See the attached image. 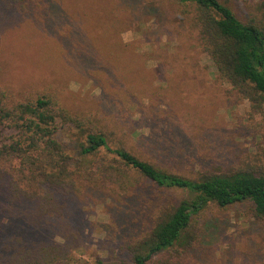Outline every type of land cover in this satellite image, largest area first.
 <instances>
[{"label": "rangeland", "instance_id": "obj_1", "mask_svg": "<svg viewBox=\"0 0 264 264\" xmlns=\"http://www.w3.org/2000/svg\"><path fill=\"white\" fill-rule=\"evenodd\" d=\"M58 1L68 7L67 14L84 19L89 33L86 28L80 33L79 45L87 44L89 36L101 35L100 18L120 16L123 20L115 41L127 48L132 61L142 57L141 70L148 77L140 72V77L83 74L86 63L80 58L74 61L71 44L59 36L67 33L65 17L60 13L54 24H43L47 20L38 19L36 7L29 5L13 10L0 7L1 86L15 94L24 89L34 93L52 83L70 106L98 111L114 133L113 145L124 142L135 154L175 173L196 177L264 160V116L252 113L250 101L219 77L213 60L199 44L192 9L179 0ZM224 2L240 19L264 23L262 0ZM116 4L125 11L117 15L111 7ZM49 15L51 21L55 19L53 13ZM105 87L108 96L120 95L125 103L117 100L114 104L104 97ZM2 137L11 142L16 132L5 128ZM57 137L71 152L76 151L77 136L69 126L60 125ZM6 191L0 186V216L5 215ZM135 197L137 211L146 218L142 228L134 223L122 227L124 223L117 218L125 214V208L114 207L103 195L83 194L70 202L75 211L71 229L80 237L72 264H126L131 253L122 245H133L145 233L150 214L167 209L187 194L159 190L145 182ZM250 206L211 204L199 216L197 242L183 253L179 252L182 247L175 246L156 264H264V221L251 215ZM11 230L10 225V233L0 237L2 243L15 234ZM58 231L45 237L63 243Z\"/></svg>", "mask_w": 264, "mask_h": 264}, {"label": "trees", "instance_id": "obj_2", "mask_svg": "<svg viewBox=\"0 0 264 264\" xmlns=\"http://www.w3.org/2000/svg\"><path fill=\"white\" fill-rule=\"evenodd\" d=\"M179 1L193 10L199 44L213 60L219 77L228 81L239 97L250 101L252 113L264 116V23L240 19L224 0ZM29 5L36 7L38 19L47 20L43 24H54L61 14L65 17L63 29L67 33L59 36L71 44L74 61L80 58L86 63L83 74L140 77V72L148 77L141 70L142 57L132 61L127 48L115 41L123 20L120 16L100 18L101 35L89 36L87 44L79 45V35L86 28L84 19L67 14L68 7L60 1L0 0V7L7 10ZM261 6L264 12V0ZM111 7L117 15L125 11L118 4ZM49 13L54 14V20ZM103 94L114 104L117 100L125 103L120 95L108 96L106 87ZM60 125L69 126L77 136L76 151L71 152L58 139ZM5 128L16 132L11 142L3 141ZM113 140L114 133L97 110L70 106L52 83L34 93L24 89L16 94L0 85V186L7 190L0 237L9 232L10 225L15 232L3 243L0 239V264L74 263L73 250L80 237L71 229L75 211L70 202L83 194L109 198L114 207L125 208V214L117 218L124 223L122 227H133L134 223L142 228L146 218L137 211L140 208L134 200L145 182L159 190H182L187 197L148 216L145 233L133 245L124 243L121 247L131 253L126 264H156L175 246L182 247L180 253L192 247L198 240L195 228L199 216L211 204L229 207L250 203L251 215L264 221L263 159L249 167L240 165L190 177L157 166L124 142L113 145ZM50 231L60 232L64 242L46 238Z\"/></svg>", "mask_w": 264, "mask_h": 264}]
</instances>
